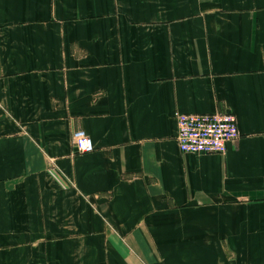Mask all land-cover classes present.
Listing matches in <instances>:
<instances>
[{
	"label": "crops",
	"instance_id": "crops-1",
	"mask_svg": "<svg viewBox=\"0 0 264 264\" xmlns=\"http://www.w3.org/2000/svg\"><path fill=\"white\" fill-rule=\"evenodd\" d=\"M0 264H264V0H0Z\"/></svg>",
	"mask_w": 264,
	"mask_h": 264
},
{
	"label": "built area",
	"instance_id": "built-area-1",
	"mask_svg": "<svg viewBox=\"0 0 264 264\" xmlns=\"http://www.w3.org/2000/svg\"><path fill=\"white\" fill-rule=\"evenodd\" d=\"M175 139L182 153L224 154L230 141L239 136L235 114L231 111L176 112ZM73 151L90 152L94 144L83 129L71 133Z\"/></svg>",
	"mask_w": 264,
	"mask_h": 264
}]
</instances>
